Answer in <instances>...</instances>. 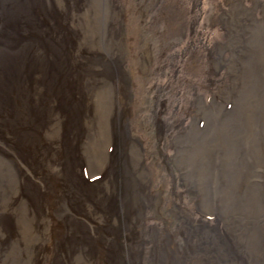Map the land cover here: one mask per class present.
<instances>
[{"label": "rangeland", "instance_id": "374dc122", "mask_svg": "<svg viewBox=\"0 0 264 264\" xmlns=\"http://www.w3.org/2000/svg\"><path fill=\"white\" fill-rule=\"evenodd\" d=\"M0 154V264H264V0H0Z\"/></svg>", "mask_w": 264, "mask_h": 264}, {"label": "bare ground", "instance_id": "6f19581e", "mask_svg": "<svg viewBox=\"0 0 264 264\" xmlns=\"http://www.w3.org/2000/svg\"><path fill=\"white\" fill-rule=\"evenodd\" d=\"M124 86H125V85H124ZM126 87H127V85H126ZM126 87H125V88H126ZM124 92H125V91H124ZM125 94H126V93H125ZM119 96H121V95H119ZM121 102H122V101H121ZM5 162L8 163L7 165H8V170H9V172H6V173H5V172H2V174H3L2 176L6 175V176H7V179L9 180V179L11 178V176L13 175V174L11 173V171H12V172L15 171V170H14V166H15V165H13V166L9 165V163H10V162H13V161L10 160V159H8V158H6V157H4L3 155L0 154V165H3V166H4V163H5ZM7 165H6V166H7ZM10 173H11V174H10ZM17 173H18V172H17ZM15 175H16V174H15ZM15 178L17 179V176H15ZM19 216H20V215H19ZM186 221H188V220L186 219ZM142 227H144V225H142ZM14 249H15V248H14ZM28 250H29V248L27 247V249H26V253H27ZM35 252H36L35 249H33L31 255L29 256V261L33 260L32 257L36 254ZM14 253H15V252H14ZM16 254L19 255V252H18V253L16 252ZM81 260H83L84 262L81 261ZM81 260H80V259L77 260V261H78V264H87V262H86L84 259H81Z\"/></svg>", "mask_w": 264, "mask_h": 264}]
</instances>
